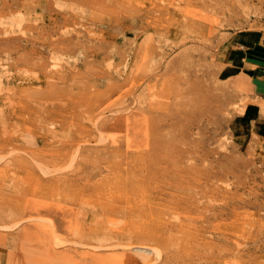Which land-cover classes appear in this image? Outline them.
<instances>
[{
    "label": "rangeland",
    "instance_id": "rangeland-1",
    "mask_svg": "<svg viewBox=\"0 0 264 264\" xmlns=\"http://www.w3.org/2000/svg\"><path fill=\"white\" fill-rule=\"evenodd\" d=\"M256 35L264 0H0V264H264Z\"/></svg>",
    "mask_w": 264,
    "mask_h": 264
},
{
    "label": "crops",
    "instance_id": "crops-1",
    "mask_svg": "<svg viewBox=\"0 0 264 264\" xmlns=\"http://www.w3.org/2000/svg\"><path fill=\"white\" fill-rule=\"evenodd\" d=\"M237 40L241 42H235L233 46L237 49L233 53L235 67L250 74L255 97L264 101V36L238 37ZM252 110L255 112V109Z\"/></svg>",
    "mask_w": 264,
    "mask_h": 264
},
{
    "label": "bare ground",
    "instance_id": "bare-ground-1",
    "mask_svg": "<svg viewBox=\"0 0 264 264\" xmlns=\"http://www.w3.org/2000/svg\"><path fill=\"white\" fill-rule=\"evenodd\" d=\"M114 105V104H113ZM96 119H98V118H96ZM116 121V120H115ZM113 124V123H112ZM105 126V125H104ZM107 126V125H106ZM102 127V126H101ZM112 127H110V129H111ZM119 128V127H118ZM130 128V127H129ZM103 129V128H102ZM98 131H99V129H97ZM117 130V129H116ZM118 131V130H117ZM127 131H130V130H127ZM100 133V132H99ZM106 133H108V132H106ZM114 133V132H113ZM100 136H101V134H100ZM103 136V135H102ZM104 140H103V138L101 139V143L103 142ZM131 238V237H130ZM61 240V239H60ZM57 242V241H56ZM130 242V241H129ZM138 245H140V244H138ZM144 245H146V244H144ZM143 246V245H142ZM147 246V245H146ZM130 249V248H129ZM139 253H145L146 255L148 254H151L152 253V250L151 249H149V248H145V247H136L135 248ZM161 250V249H160ZM155 252V251H154ZM156 253V252H155ZM159 253H160V251H159ZM137 255V254H136ZM146 255H143V254H141V255H139L140 256V258L143 260V259H146ZM148 257V256H147Z\"/></svg>",
    "mask_w": 264,
    "mask_h": 264
}]
</instances>
